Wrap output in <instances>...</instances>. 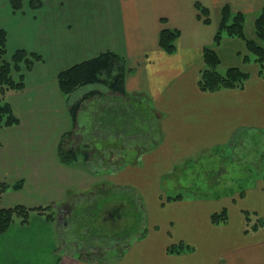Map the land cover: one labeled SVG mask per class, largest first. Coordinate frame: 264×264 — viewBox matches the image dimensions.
Returning a JSON list of instances; mask_svg holds the SVG:
<instances>
[{
    "label": "crops",
    "instance_id": "crops-1",
    "mask_svg": "<svg viewBox=\"0 0 264 264\" xmlns=\"http://www.w3.org/2000/svg\"><path fill=\"white\" fill-rule=\"evenodd\" d=\"M25 2L14 13L8 0H0V28L9 50L33 51L44 61L18 93L25 96L19 107L24 117L0 128V182L10 186L0 207L51 209L32 213L24 225L15 221L0 235V264H264L260 176L247 194L235 189L236 196L224 199L210 197L204 184L181 183L183 175L169 179L179 198L164 201L161 193L163 178L178 165L244 131L264 132V78L256 65L243 89L205 93L198 86L220 9L228 4L233 13L257 16L264 0H43L39 10ZM197 4L208 8L211 23L203 22ZM163 29L180 32L174 53L160 46ZM105 51L127 57L133 68L126 77L128 94L98 84L93 91L102 95L82 104L77 123L91 158L62 164L59 140L73 130L69 104L83 94L79 89L67 99L57 77ZM138 105L132 117L128 108ZM94 107L96 115L82 119ZM154 194L150 205L147 198ZM223 211L225 224L212 223L213 214ZM247 213L250 224L263 226L248 232ZM179 246L182 252H169Z\"/></svg>",
    "mask_w": 264,
    "mask_h": 264
},
{
    "label": "trees",
    "instance_id": "trees-1",
    "mask_svg": "<svg viewBox=\"0 0 264 264\" xmlns=\"http://www.w3.org/2000/svg\"><path fill=\"white\" fill-rule=\"evenodd\" d=\"M29 2L32 10H39L44 4L43 0H29ZM8 3H10L11 10L14 13H18V11L23 10L26 6L25 0H8ZM197 7L200 9V16H204L203 22L211 23L208 8L201 7L198 4ZM219 14L220 21L213 39L214 46H206L203 51L205 67L200 73L198 86L205 93L243 89L244 84L252 77V74L245 69V65L249 64L251 57L258 66L259 76L264 78V10L257 15L254 22V27H256L255 39H248L246 37L244 26L247 17L243 13H233L231 6L227 4L220 9ZM160 32V46L166 53H174L177 49L176 41L180 37V32L171 29H163ZM226 38L242 40L248 54H243V66H232L225 72H221L220 69L223 64H221V57L216 50L223 44ZM8 39L7 32L0 28V128H8L20 122L12 105L10 103H1V100L11 90L17 92L24 90L25 74L22 72L24 68L29 72L36 63L44 61L40 54L33 51L29 52L26 49H19L11 53L8 50ZM131 72L132 68H130L127 57L124 58L114 51H105L90 60L80 62L60 72L57 77V83L60 92L67 99L79 91L81 87L91 84H103L110 92L118 93L121 97L125 98L128 94L126 91V77ZM14 74L20 75L18 81L15 80ZM97 94H101V92L92 90L87 94L81 95L77 100L70 102L69 110L73 118V130L64 133L59 140L58 153L62 164L71 165L82 155L85 160L91 158L90 151L84 147L83 143L81 144L77 123L78 114L83 107L82 104ZM139 108L141 107L138 105L136 113L140 112ZM141 116L143 117L142 113L138 114V117ZM213 173L214 176L212 177L217 180L222 178V176L216 175V171ZM262 178L264 179V174ZM13 187L20 189L22 187V181ZM9 188L10 186L7 181L0 182V200ZM179 197L177 196L172 199L176 200ZM49 209H51V206L30 208L19 204L13 207H0V235L4 234L15 221L19 220L20 224H27L32 213L39 212L45 214ZM250 215L252 214L247 213L246 215L247 225L250 227L248 232L255 231L263 226L262 222L250 224ZM48 217L50 218L51 215H48ZM227 219L228 215L226 211L215 213L212 217V223L225 224ZM182 250V246L169 248V252L171 253H180Z\"/></svg>",
    "mask_w": 264,
    "mask_h": 264
},
{
    "label": "rangeland",
    "instance_id": "rangeland-1",
    "mask_svg": "<svg viewBox=\"0 0 264 264\" xmlns=\"http://www.w3.org/2000/svg\"><path fill=\"white\" fill-rule=\"evenodd\" d=\"M256 18H257L256 15H252L251 17L246 18L244 28H245L246 37L248 39H255L256 37L255 34L256 27H254V22ZM219 21L220 18L217 21L218 24ZM232 40L233 41H229V42L227 40V42H224L216 50L218 51L221 57L222 60L221 64H223L220 69L221 72H225L228 68L232 66H240V67L243 66L244 64L242 63L243 54L245 53L248 54V51L246 50L241 51L243 45V42L241 40H237V39H232ZM211 46L213 47L214 45ZM10 52L12 53L14 51L10 50ZM250 59L251 60L249 64L245 65V69L248 72L250 71L252 72L254 66L256 65L255 62L253 61V58L251 57ZM22 72L25 74L26 77V75L30 71L28 72L24 68ZM19 76L20 75L18 74H14V78L16 81H18ZM27 83H28L27 81H24L25 84L24 90H26V88L28 87ZM100 88L101 86H98V84H91L88 86L81 87L80 91H82L81 94H85V93H89L91 90H99ZM18 93L19 92L17 91L11 90L9 94H7L5 98L1 100V103H10L11 105L13 104V108L16 111L15 113L16 116L19 119H21L22 117H24V114H23V110L20 109L19 107L20 105L24 104L25 96L22 94L20 96L18 95ZM139 104L141 105V103ZM96 109L97 107H94L92 109H87L86 112L88 116L84 115V113L86 112L81 113L82 119L83 117L89 118V116L96 115L95 112ZM128 109L130 110L129 112L132 114L131 115L132 117L137 115L136 110L134 109L132 110L131 108ZM154 135L155 134H153V136ZM2 139L3 138L1 137V133H0V140ZM215 171H216V175L218 174L220 175V177L222 176V178L217 180L216 178L212 177L214 176L213 172ZM263 174H264V132H261L259 130L248 131V132L244 131L243 133L237 134L236 137H234L231 140V142L228 143L227 145H224L219 148L216 147L210 149L208 153L200 156L199 159H195L194 161H189L185 165L184 164L178 165L173 173L165 175L162 181L163 183L162 185L163 191L161 192L163 195L162 200L165 201L166 198L169 196L172 197L176 196V194H174L175 183L169 180L171 175L172 176L183 175L184 178L183 177L180 178L181 183L187 184V186H189V184L190 185L196 184L197 186L204 184L206 187H208L206 192L210 195V197L221 196L224 199L228 195L236 196L237 192L235 189H239V191L242 192L245 191V193L247 194L248 192L247 190L251 188L252 184H254L253 186H256L258 182V177L260 176L262 178ZM6 198L7 197H5V199H3L2 202H0V205L7 203L5 202L7 200ZM156 200H157V196L155 194L152 195L151 198L150 196H148L147 198V202L150 205L153 204ZM77 212L79 213V210H77ZM142 214L143 211L139 210L137 211L136 216L141 217ZM136 226L138 227L137 224ZM100 243H102V239ZM96 256L99 257L101 260H104L106 258L102 254H98Z\"/></svg>",
    "mask_w": 264,
    "mask_h": 264
}]
</instances>
